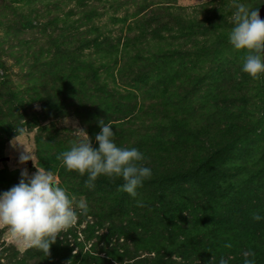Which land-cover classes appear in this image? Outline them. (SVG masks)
<instances>
[{"label":"rangeland","instance_id":"1","mask_svg":"<svg viewBox=\"0 0 264 264\" xmlns=\"http://www.w3.org/2000/svg\"><path fill=\"white\" fill-rule=\"evenodd\" d=\"M241 3L256 9L264 0H0V194L19 183L25 168L30 176L36 167L50 170L61 187L77 199L86 198L89 206L87 215L78 212L77 222L57 238L70 250L69 256L87 252L95 261L115 248L128 252L124 264L139 257L153 258L136 253L128 230L124 233L130 221L125 203L130 195L121 196L115 187L102 186L101 177L94 188H88L87 175L62 171V164L53 161L77 139L72 124L63 123L65 117L87 132L93 147L99 146L88 125L95 127L104 119L105 102L87 101L80 89L81 60L95 51L80 41L101 36L123 42L127 36L141 34L135 27L141 20L147 21L142 36L161 42L163 69H168L171 60L170 66L180 77L185 68L197 72V91L193 93L197 95L192 102L196 118L202 123L217 119L214 131L233 127L234 133L227 127L222 144L227 153L225 171L227 176L242 179L249 190L245 204L262 214L252 227L264 231V73L259 79L244 73L242 57L246 53L235 50L228 41L235 6ZM116 17L125 23L115 21ZM129 24L134 27L130 32ZM92 26L102 29L87 31ZM221 91L225 93L217 98ZM22 127L28 134L20 142L33 153L35 168L19 162L22 146L10 144L16 129ZM114 133L117 146L126 147L121 129ZM116 198L124 203L117 204ZM219 214L237 216L235 212ZM196 243H181L161 264H206L195 251L199 250ZM70 263V259L61 262ZM0 264L45 262L36 248L18 246L7 229L0 228ZM256 264H264V254Z\"/></svg>","mask_w":264,"mask_h":264},{"label":"trees","instance_id":"2","mask_svg":"<svg viewBox=\"0 0 264 264\" xmlns=\"http://www.w3.org/2000/svg\"><path fill=\"white\" fill-rule=\"evenodd\" d=\"M114 20L125 23L122 18ZM146 23L136 21L135 27L141 34L127 36L123 42L120 38L115 41L101 36L80 41L85 48L95 50L84 54L80 63L84 98L87 101L96 98L101 105L102 100L105 102V123H111L113 131L121 129L126 147L140 150L146 157L145 166L152 170L151 179L137 189V196L125 201L130 221L124 233L128 230L136 253L153 258L137 257L131 264H161L188 240L197 242L199 250L195 251L206 264H215L221 256L228 264H244L243 253L249 250L255 253L249 259L256 264L264 254V231L252 227L257 220L252 218L255 212L244 202L249 190L242 179L227 176L225 171L227 153L222 144L227 127L234 133L233 127L228 125L224 131H214L219 124L217 119L202 123L196 118L192 102L197 95L193 94L197 91L194 77L197 72L185 68L180 77L170 66L174 62L171 60L168 69H163L162 47L158 48L161 42L142 36L147 31ZM133 28L130 24L127 27L129 32ZM100 29L92 26L87 31ZM74 71L71 74L75 81ZM178 80L180 85L176 84ZM240 85L239 82L234 86ZM223 93L217 98H222ZM88 129L93 135L101 130L99 124L88 125ZM59 155L53 158L57 166L61 163ZM61 170L66 171L63 166ZM101 178L102 186L116 190L123 184L122 178L115 182L105 176ZM124 193L119 191L118 195ZM121 203L124 200L118 198L117 204ZM220 212H235L237 216L226 218ZM227 243L232 247L225 248ZM69 253L58 240L51 245L49 256L36 249L45 264H61L65 259H70V264H124L128 254L114 248L105 258L98 256L91 261L93 256L87 252L82 256Z\"/></svg>","mask_w":264,"mask_h":264},{"label":"clouds","instance_id":"3","mask_svg":"<svg viewBox=\"0 0 264 264\" xmlns=\"http://www.w3.org/2000/svg\"><path fill=\"white\" fill-rule=\"evenodd\" d=\"M235 7L234 26L228 33V41L235 50L246 53L242 57V71L259 79L264 73V19L260 17L259 8L250 9L242 3ZM63 123L72 124L77 139L57 159L67 171L87 175L86 187L94 188L95 181L101 176L113 182L122 178L123 184L118 190L135 198L137 189L151 179L152 170L145 166L144 154L135 147L117 146L111 123L99 120L101 130L95 136L98 148L93 147L87 132L75 122L65 117ZM16 132L10 144L14 148L22 146L19 162L26 164L31 160L35 165L33 153L20 142L28 129L22 127ZM36 168L31 176L26 168L23 169L19 183L0 194V228H6L18 246L36 248L49 256L51 245L56 243L59 234L77 222L78 212L87 215L89 206L86 198L77 199L61 187L52 171ZM138 205L144 206L140 202ZM252 218L259 221L262 217L253 213ZM224 247L231 248L232 245L227 243ZM243 256L244 264H253L249 259L255 257L253 251H245ZM211 259L214 261L215 257ZM219 264H228V261L221 256Z\"/></svg>","mask_w":264,"mask_h":264},{"label":"water","instance_id":"4","mask_svg":"<svg viewBox=\"0 0 264 264\" xmlns=\"http://www.w3.org/2000/svg\"><path fill=\"white\" fill-rule=\"evenodd\" d=\"M259 13H260V17H261V19H264V4H262V5L259 7ZM27 165H28L29 168H35V167L33 166L31 160H29V161L27 162Z\"/></svg>","mask_w":264,"mask_h":264}]
</instances>
